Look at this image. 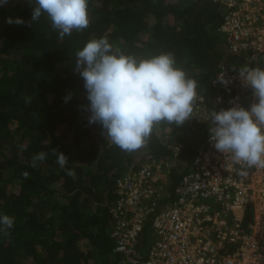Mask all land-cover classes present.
Listing matches in <instances>:
<instances>
[{
  "label": "trees",
  "instance_id": "1",
  "mask_svg": "<svg viewBox=\"0 0 264 264\" xmlns=\"http://www.w3.org/2000/svg\"><path fill=\"white\" fill-rule=\"evenodd\" d=\"M32 11L28 0L0 7V216L14 218L8 234L0 226V264H122L112 236L116 178L142 156L173 159L179 148L184 164L165 179L159 212L175 200L207 124L193 116L180 126L160 122L142 148L121 150L99 124L88 123L77 51L91 39L107 38L114 50L138 58L172 53L176 66L197 82L193 112L227 110V103H217L213 80L224 63L245 67L246 56L227 50L219 32L223 11L211 0H89V27L63 39L46 14L27 26ZM8 18L26 23L10 25ZM54 149L68 158L65 168L74 177L61 169ZM40 152L47 158L32 168ZM153 216L140 239L143 258ZM251 220L249 213L245 223Z\"/></svg>",
  "mask_w": 264,
  "mask_h": 264
},
{
  "label": "built area",
  "instance_id": "2",
  "mask_svg": "<svg viewBox=\"0 0 264 264\" xmlns=\"http://www.w3.org/2000/svg\"><path fill=\"white\" fill-rule=\"evenodd\" d=\"M211 1L223 11L219 32L227 50L246 56L245 67L221 65L213 80L217 103L248 109L257 100L240 70L264 69V0ZM211 113L198 118L207 124L205 140L177 185L175 200L162 210L156 212L164 198L160 182L171 175L180 149L173 159L150 155L116 178L112 236L122 264H264V168L234 165L215 149ZM249 213L252 220L246 224ZM152 215L143 258L140 239Z\"/></svg>",
  "mask_w": 264,
  "mask_h": 264
},
{
  "label": "clouds",
  "instance_id": "3",
  "mask_svg": "<svg viewBox=\"0 0 264 264\" xmlns=\"http://www.w3.org/2000/svg\"><path fill=\"white\" fill-rule=\"evenodd\" d=\"M9 0H0V7ZM33 7L31 21H39L46 14L51 27L61 39L75 30L89 27V0H28ZM8 24L24 25L20 18H8ZM75 71L84 81L89 105V124H99L107 140L121 150L134 152L142 148L153 128L160 122L180 126L191 118L197 96V82L187 77L176 66L172 53L150 58L126 55L113 48L107 38L91 39L76 53ZM241 77L251 87L257 100L248 109L232 107L213 111L210 121V139L214 147L227 154L232 164L246 168H264V69L243 68ZM71 96L65 98V102ZM25 104L31 103L25 97ZM21 150H23L21 146ZM57 163L70 177L72 169H66L68 158L58 150ZM47 158V153L33 155L31 167ZM28 173H22L27 179ZM0 226L5 234L14 226V218L0 216Z\"/></svg>",
  "mask_w": 264,
  "mask_h": 264
},
{
  "label": "rangeland",
  "instance_id": "4",
  "mask_svg": "<svg viewBox=\"0 0 264 264\" xmlns=\"http://www.w3.org/2000/svg\"><path fill=\"white\" fill-rule=\"evenodd\" d=\"M203 113H204L203 110H199V111H196V112L194 111V112L192 113V116H193V117H197V118H199V117L202 116ZM198 115H200V116H198ZM192 137H194V136H192ZM166 139H168L167 142L169 143L170 138L166 137ZM176 150H179V148H177ZM178 155H179V154H178ZM141 156H142V155H141ZM149 156H150L149 154H147L145 158L142 156L140 162H142V160L144 161V160L147 159V157H149ZM173 162H174V164H175V169H176L178 166H182V165L184 164V161H182V159L180 158V156H178L177 159H173ZM165 184H166L165 181L160 182V186H161V187H159V189H160V192H161L162 196L165 195V191H166V190H165ZM144 254L146 255V254H147V251H145Z\"/></svg>",
  "mask_w": 264,
  "mask_h": 264
}]
</instances>
